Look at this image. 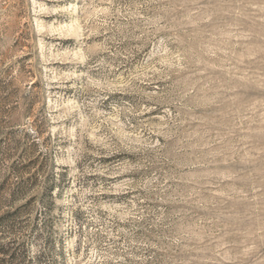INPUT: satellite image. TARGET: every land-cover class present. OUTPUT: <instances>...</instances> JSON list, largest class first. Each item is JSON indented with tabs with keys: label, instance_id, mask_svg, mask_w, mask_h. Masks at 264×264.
I'll use <instances>...</instances> for the list:
<instances>
[{
	"label": "rangeland",
	"instance_id": "374dc122",
	"mask_svg": "<svg viewBox=\"0 0 264 264\" xmlns=\"http://www.w3.org/2000/svg\"><path fill=\"white\" fill-rule=\"evenodd\" d=\"M0 264H264V0H0Z\"/></svg>",
	"mask_w": 264,
	"mask_h": 264
}]
</instances>
